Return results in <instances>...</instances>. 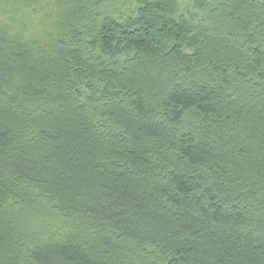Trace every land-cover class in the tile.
<instances>
[{"label":"trees","instance_id":"obj_1","mask_svg":"<svg viewBox=\"0 0 264 264\" xmlns=\"http://www.w3.org/2000/svg\"><path fill=\"white\" fill-rule=\"evenodd\" d=\"M0 8V264H264V0Z\"/></svg>","mask_w":264,"mask_h":264},{"label":"rangeland","instance_id":"obj_2","mask_svg":"<svg viewBox=\"0 0 264 264\" xmlns=\"http://www.w3.org/2000/svg\"><path fill=\"white\" fill-rule=\"evenodd\" d=\"M24 21H26V18L23 17L22 11L12 9H7L4 11L2 8H0V28H5L9 31L14 29L25 37L35 33V31L39 29L38 23H36L35 20L29 22L27 19V22L23 23ZM33 23L36 24L33 25Z\"/></svg>","mask_w":264,"mask_h":264}]
</instances>
